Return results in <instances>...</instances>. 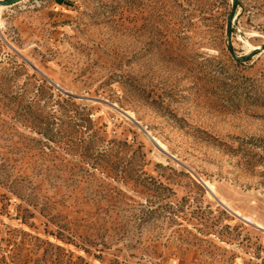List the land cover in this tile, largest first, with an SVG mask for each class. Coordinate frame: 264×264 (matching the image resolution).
I'll return each instance as SVG.
<instances>
[{
  "label": "rangeland",
  "instance_id": "1",
  "mask_svg": "<svg viewBox=\"0 0 264 264\" xmlns=\"http://www.w3.org/2000/svg\"><path fill=\"white\" fill-rule=\"evenodd\" d=\"M5 5L0 264H264V0Z\"/></svg>",
  "mask_w": 264,
  "mask_h": 264
},
{
  "label": "water",
  "instance_id": "2",
  "mask_svg": "<svg viewBox=\"0 0 264 264\" xmlns=\"http://www.w3.org/2000/svg\"><path fill=\"white\" fill-rule=\"evenodd\" d=\"M17 0H0V3L2 4H11L14 3ZM262 48H264V45L262 46Z\"/></svg>",
  "mask_w": 264,
  "mask_h": 264
},
{
  "label": "bare ground",
  "instance_id": "3",
  "mask_svg": "<svg viewBox=\"0 0 264 264\" xmlns=\"http://www.w3.org/2000/svg\"><path fill=\"white\" fill-rule=\"evenodd\" d=\"M0 6H6L5 4H2V3H0ZM158 142V141H157ZM158 144H160V146H162L161 144L162 143H160V142H158Z\"/></svg>",
  "mask_w": 264,
  "mask_h": 264
}]
</instances>
